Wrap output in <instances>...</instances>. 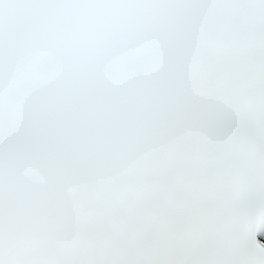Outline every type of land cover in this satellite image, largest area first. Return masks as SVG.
<instances>
[{
	"label": "snow or ice",
	"instance_id": "1",
	"mask_svg": "<svg viewBox=\"0 0 264 264\" xmlns=\"http://www.w3.org/2000/svg\"><path fill=\"white\" fill-rule=\"evenodd\" d=\"M0 264H264V0H0Z\"/></svg>",
	"mask_w": 264,
	"mask_h": 264
}]
</instances>
